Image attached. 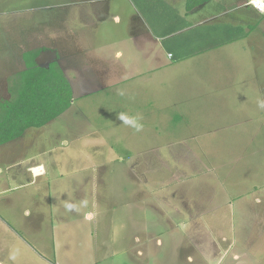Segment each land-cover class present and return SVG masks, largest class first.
<instances>
[{
  "label": "rangeland",
  "instance_id": "rangeland-1",
  "mask_svg": "<svg viewBox=\"0 0 264 264\" xmlns=\"http://www.w3.org/2000/svg\"><path fill=\"white\" fill-rule=\"evenodd\" d=\"M20 1L31 6L58 0H0V11ZM130 1L117 0L115 7L132 14ZM136 1L153 29L163 20L166 32L186 24L174 8L162 10L160 4L154 5L153 23L148 4ZM166 1L192 21L217 14L220 22L242 26L245 37L217 45L215 26L205 25L193 31L196 38L171 36L167 52L150 58L128 41L126 20L107 25L126 71L112 61L102 64L101 81L88 74L69 80L72 101L65 112L0 146V191H9L0 202L30 205L24 203L34 221L44 224L46 245L53 238L63 242L54 249L56 264H208L202 255L226 260V250L239 252L235 264H264V13L252 12L249 0H210L190 13L183 10L185 0ZM36 37L28 32L21 42L36 48ZM178 37L187 48L204 40L184 59L172 58L174 52L168 58V50L178 49ZM19 50L9 61L0 49V102L12 97ZM56 59L44 49L37 63ZM88 66L96 72V64ZM120 116L135 120L139 130ZM89 212L94 218L86 223ZM11 217L28 222L18 209ZM50 222L66 225L52 232ZM30 255L22 250L20 258Z\"/></svg>",
  "mask_w": 264,
  "mask_h": 264
},
{
  "label": "crops",
  "instance_id": "crops-1",
  "mask_svg": "<svg viewBox=\"0 0 264 264\" xmlns=\"http://www.w3.org/2000/svg\"><path fill=\"white\" fill-rule=\"evenodd\" d=\"M131 1L130 3L135 10L132 14L128 15L125 13V9L122 6L121 9L115 7L117 0H58L52 4L46 3V5L45 3L35 2V4L31 6H26L25 3H21V1L18 5L13 4L9 6L4 4L0 11V35L2 34L0 36V49L4 50V56L5 58H8L9 61H14L13 59L16 57V53L13 52H15L17 48L20 49L18 56L21 61V66L18 73L25 69V63L23 60V54L25 52L34 49L53 50L58 56V59L54 61L58 62L67 79L71 80V83L72 80L79 81V75L84 74L90 75L91 79H98L101 81V78H103V72L100 69L102 64H107L109 67L112 61L118 63L121 67V73L126 71V66L122 64V62H118V59L122 56V52L113 48V46H115L114 42L112 43L113 37L107 28V25L110 26L112 24H115V26L118 27V25L123 24L125 20L127 24L123 29L127 35L128 41L131 44H134V48L137 50H142L145 56H149L150 52V54H152L150 58L154 57L155 54L157 58H159L158 56H162L161 53L163 49L167 52L166 41L170 39L171 36L189 33L187 36L188 38L194 36L196 38V34L193 31H195L197 27H205V25L207 26L206 28H210V25L218 27L216 30H214L215 27L211 28L213 29L211 30V37L213 40L215 39L214 41L217 45L220 43H232L235 40H240V38L245 37L234 35V32H237L236 29L238 28H242L244 31L242 26H235V24L229 21L220 22L222 21V18L218 19L217 14L209 19H203L200 16L202 19H199L198 17L196 21H192L189 18L191 16L187 13H180L181 10L178 9L177 3L171 4L166 0H141V3L146 2V4H148L147 7L151 9V12H149L148 15L151 17L153 23H156L155 17H157V14L152 12L155 9V4L158 6L160 4L162 10L165 8H174L176 10L175 14L182 17L186 23L175 31L166 32L167 22L163 20L159 25L157 24V28L153 24L155 30L150 26L145 16L142 13H139L135 3ZM185 1L183 10L185 9ZM6 2H8V0H6ZM12 7H15L14 9L18 11L17 15H11V10H14L11 9ZM249 7L252 9V12L254 11L258 13L251 6ZM11 16L13 18H11ZM185 17L190 23H188ZM208 20H213L214 23H207ZM219 24L222 26H218ZM216 31L219 33V38L217 36L215 38L213 34V32ZM28 32H34L36 34V41L39 42L41 46L35 48L33 46L29 47L22 44L21 39L26 38ZM98 33L100 35H98ZM157 33L161 35H158ZM13 34L21 36L18 37V41L17 39H14ZM203 40L204 38H202L201 41H195L191 44V48L197 42L200 44ZM43 41L44 44L42 45L41 42ZM176 41L178 42V49H176V51L183 50L184 52L179 59H184L185 51L191 50V48H187L186 42L179 37L173 43L174 48ZM173 52L174 51L168 50V58ZM79 56L84 57V59H81ZM91 56L96 57L99 61L92 62L85 59L91 58ZM69 57L72 60L69 59ZM171 57L174 58V55ZM63 58H66V63L64 64L61 63ZM76 58H78V60H76ZM87 62H89L88 65L96 64V72L90 69ZM13 65L15 66L16 64L14 63ZM64 65L67 66V68H65ZM156 65H158V63H156ZM81 66L85 67L83 71H81ZM32 174V177H43V173L37 175L34 173ZM49 185L48 187L50 188ZM254 189H262V187H255ZM3 193H9V191H0V195ZM255 201L257 200L255 199ZM24 203L29 205L25 200L20 202L13 200L12 202H9L7 201V198H2V201L0 202V264H56L52 260L55 256L54 249H56L57 245H62L63 242L53 238V242H51L50 245H46V242L43 241V235L45 234L43 228L44 224L40 227V224H37L34 221L35 216L33 212L27 205H24ZM15 209H18L21 216L23 214L26 216V220H28L27 223L20 224L19 220H15L11 217V210ZM51 210L55 211V208H51ZM90 213L92 212L87 213L88 215L84 218L86 223H89L94 218L91 219ZM51 214L57 219L56 212H51ZM40 215H42V213L38 216ZM58 225L65 226L66 223L50 222L48 227L54 232V229H56ZM67 233L68 231L62 232L64 236ZM22 250H27L31 253L30 258H26L25 261H22L20 258ZM226 251L227 253L225 252L223 254L224 257H227L226 260H224L221 255L211 261L210 259L206 260L202 255L204 252H201L202 260H205L208 264H235L240 261L241 256L237 250L233 252H229V250ZM188 260L192 262L195 261L194 258L191 257H189Z\"/></svg>",
  "mask_w": 264,
  "mask_h": 264
},
{
  "label": "trees",
  "instance_id": "trees-1",
  "mask_svg": "<svg viewBox=\"0 0 264 264\" xmlns=\"http://www.w3.org/2000/svg\"><path fill=\"white\" fill-rule=\"evenodd\" d=\"M209 1L186 0V11ZM236 31L240 33L238 37L243 36L242 28ZM40 52L41 49H37L23 54L26 69L14 79L10 88L11 99L0 102V146L21 137L28 128L46 125L71 104L69 80L57 61L50 62L46 67L36 64L35 59ZM182 55L180 51H174V59Z\"/></svg>",
  "mask_w": 264,
  "mask_h": 264
},
{
  "label": "built area",
  "instance_id": "built-area-1",
  "mask_svg": "<svg viewBox=\"0 0 264 264\" xmlns=\"http://www.w3.org/2000/svg\"><path fill=\"white\" fill-rule=\"evenodd\" d=\"M249 4L258 12L264 13V0H249Z\"/></svg>",
  "mask_w": 264,
  "mask_h": 264
},
{
  "label": "clouds",
  "instance_id": "clouds-1",
  "mask_svg": "<svg viewBox=\"0 0 264 264\" xmlns=\"http://www.w3.org/2000/svg\"><path fill=\"white\" fill-rule=\"evenodd\" d=\"M262 106H264V105H262ZM119 118L122 119L124 121V123L130 124L131 126L135 127L137 130H139L140 126L136 123L135 120L128 118L126 116H120Z\"/></svg>",
  "mask_w": 264,
  "mask_h": 264
},
{
  "label": "flooded vegetation",
  "instance_id": "flooded-vegetation-1",
  "mask_svg": "<svg viewBox=\"0 0 264 264\" xmlns=\"http://www.w3.org/2000/svg\"><path fill=\"white\" fill-rule=\"evenodd\" d=\"M34 50H37V49H34ZM43 50H44V49H41V52H42ZM31 51H32V50H31ZM41 52H40V53H41ZM39 55H40V54H39ZM37 59H38V57L35 59L36 64H38V63H37ZM24 63H25V62H24ZM49 63H50V62H49ZM49 63H48V64H49ZM48 64H47V65H48ZM47 65H46V66H47ZM46 66H45V67H46ZM25 69H26V65H25ZM25 69H24V70H25ZM24 70H23V71H24ZM21 72H22V71H21Z\"/></svg>",
  "mask_w": 264,
  "mask_h": 264
}]
</instances>
